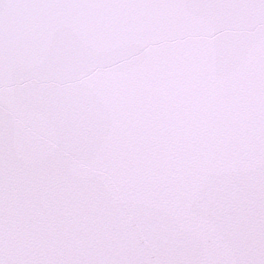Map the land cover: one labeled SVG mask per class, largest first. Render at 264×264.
Returning <instances> with one entry per match:
<instances>
[{
    "label": "snow or ice",
    "instance_id": "6c2138e0",
    "mask_svg": "<svg viewBox=\"0 0 264 264\" xmlns=\"http://www.w3.org/2000/svg\"><path fill=\"white\" fill-rule=\"evenodd\" d=\"M0 264H264V0H0Z\"/></svg>",
    "mask_w": 264,
    "mask_h": 264
}]
</instances>
